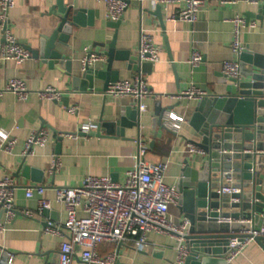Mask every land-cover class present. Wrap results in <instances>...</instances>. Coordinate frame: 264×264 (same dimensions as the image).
Returning a JSON list of instances; mask_svg holds the SVG:
<instances>
[{"label":"crops","instance_id":"crops-1","mask_svg":"<svg viewBox=\"0 0 264 264\" xmlns=\"http://www.w3.org/2000/svg\"><path fill=\"white\" fill-rule=\"evenodd\" d=\"M205 1L200 20L190 24L171 21L186 7L183 1L162 5L157 0H129V7L117 27L112 24L117 22L107 18L106 8L100 0L74 1L78 8L89 12L84 17L85 25L75 28L69 40V54L77 65L75 72L83 71L82 61L88 52L104 54L113 41L115 50L129 51L137 56L142 33L151 35L161 50L160 61L144 72L128 70L124 62L115 61L112 65V72L120 71L118 82L141 76L154 95L143 100L146 109L140 112L137 120L140 128L126 129L123 137L108 136L103 129L99 136L85 137L80 135L81 124L88 120L98 124L101 120L114 122L124 107L132 105L131 98L114 100L102 91L75 90L62 65L59 68L50 67L41 59L31 58L22 64L0 61V90L9 80L20 79L32 91L26 102H20L13 93H5L0 98V130L9 132L11 139L17 141L12 155L0 152V181L12 176L17 186L14 205L19 211L38 212L39 197L28 198V189L45 188V197L51 202V210L42 216L27 218L18 214L15 217L0 237V258L5 250L14 255L12 264H58L61 245L69 241L70 235L63 228L67 212L57 202L56 191L79 187L88 177H108L122 184L126 174L137 165L139 142L147 148V161L169 162L167 183L176 186L185 162L192 161L189 144L196 134L190 120L199 102L178 101L169 96L178 95L191 84L210 94H225L222 67L225 62L235 59L232 20L236 18L245 20L243 48L249 46L252 51L264 54V19L255 17L261 5L245 1L226 4L223 0ZM158 5L161 7V18L155 14ZM55 6L56 0H16L9 12L10 29L21 46L36 49L42 37H49L56 31L59 14L53 12ZM3 39L0 27V43ZM195 52L201 54L204 60L193 70L190 59ZM93 67L107 72L108 57L102 55ZM104 84L103 80H95V90H102ZM48 87L62 92V100L41 101L37 92ZM73 107L79 109L78 115L68 112ZM169 108L187 119L180 136L158 123L161 109ZM41 130L48 134L46 146L37 148L34 156L22 157L26 140ZM76 135L77 138L74 137ZM54 158L59 160L60 168L52 172ZM260 173L264 192V164ZM169 214L175 223L185 218L176 206L169 207ZM80 217L84 215L80 214ZM0 222H6V213L1 209ZM48 223L58 227L61 234H48ZM148 243L150 247L144 251L137 250L132 242H125L122 246L102 244L98 253L102 257L117 253L116 264H175V240L150 234ZM76 251L79 252V249L76 248ZM0 264L7 263L2 261ZM73 264H82L79 256L75 257ZM233 264H264V252L252 242Z\"/></svg>","mask_w":264,"mask_h":264},{"label":"built area","instance_id":"built-area-1","mask_svg":"<svg viewBox=\"0 0 264 264\" xmlns=\"http://www.w3.org/2000/svg\"><path fill=\"white\" fill-rule=\"evenodd\" d=\"M100 1L104 4L107 18L110 21H122L129 7V0ZM173 1H183L186 7L172 17L171 21L190 24H195L200 20L206 3L205 0H157L162 5ZM232 1H245L253 5L264 4V0H223L224 4ZM15 4L16 0H0V27L4 38L3 42L0 43V61L22 64L31 59V54L18 43L10 29L9 12ZM232 24L234 25L232 51L235 59L223 64L222 74L227 81L240 83L243 80L240 58L244 50L242 33L245 20L236 18L232 20ZM89 53L82 61L84 70L93 67L101 60V56L96 54L89 56ZM137 54L142 64H156L161 59L160 48L155 44L151 35L147 33L141 34ZM203 60V56L195 52L190 59L192 69L194 70L202 65ZM5 93H13L20 102H26L32 91L23 80L11 79L4 89L0 90V98ZM37 95L44 102H59L63 98V93L54 87L39 91ZM106 95L114 100L129 97L133 101H139L140 112H144L146 109L143 100L154 97L141 76H135L131 80H124L110 85ZM211 95L191 84L187 90L169 97L178 101L193 100L200 102ZM68 112L72 115H78L79 109L77 107L69 108ZM162 123L166 130L180 136L183 126L187 124V119L174 110H168L163 115ZM99 127L100 124L93 120L83 122L80 135L92 136L99 131ZM74 137L77 138V135ZM47 143V132L43 130L36 131L24 143L21 156L24 158L34 156L36 154L35 150L45 147ZM138 145L137 165L135 169L126 174L125 181L122 184L115 183L108 177H88L79 187L60 188L56 191L57 202L63 205L67 212V221L63 228L70 235L69 241L61 245L58 264H73L76 256H79L82 264H116L118 260L117 253L114 252L102 257L98 253L100 245H120L125 242H132L137 250L144 251L150 247L148 243L150 234L167 236L175 240L174 249L177 254L175 264H184L189 255L186 237L189 234L190 223L186 218L180 220L179 223H175L169 214V207H179L180 200V194L176 186L167 183L169 162L151 163L147 161L146 146L141 142ZM16 146L17 141L11 139L10 133L0 130V152L12 155ZM189 148L192 156L200 158L205 156L204 151L191 143ZM59 168L60 162L57 158H54L51 171L55 172ZM16 189L17 186L12 176H6L0 181V209L6 213V222H0V237L5 234L8 226L18 214L33 218L36 215L42 216L46 211L51 210V202L46 199V189L43 187L26 191L28 198H33L35 195L39 197L37 213L17 210L14 205ZM222 193L234 194L239 193V190L224 188ZM227 212L234 213L237 210H228ZM80 214L84 217H80ZM219 222L234 223L232 219H222ZM47 226L46 232L48 234L58 236L62 232L51 223H48ZM262 234H264V229L260 232V235ZM252 242H254L252 238L244 239L242 242H239L238 239L232 240L228 262L233 263ZM76 248L79 249V252L76 251ZM2 261L12 264L14 255L3 250L0 263Z\"/></svg>","mask_w":264,"mask_h":264},{"label":"water","instance_id":"water-1","mask_svg":"<svg viewBox=\"0 0 264 264\" xmlns=\"http://www.w3.org/2000/svg\"><path fill=\"white\" fill-rule=\"evenodd\" d=\"M74 1L56 0L53 12L59 14L57 29L51 36L42 37L38 48L24 46L31 58L41 59L50 67L62 65L75 90L104 94L120 79V71H111L115 61L124 62L128 70L137 72L152 66L151 63L142 64L138 55L129 51L115 50L113 41L104 54L89 53V56L108 57L107 72L94 67L75 72L77 65L69 54V40L75 28L85 25L84 17L89 12L78 8ZM155 14L161 18L160 5ZM255 17L264 19V5L259 6V14ZM112 24L117 27L121 22ZM240 67L243 80L237 83L224 79L225 94H212L200 101L190 120L196 134L190 143L204 151L205 156H193L192 161H186L176 181L179 209L190 223L186 237L189 255L184 264H233L228 262V256L230 242L234 239L242 242L252 238L264 252V234L260 235L264 229V192L260 178L264 164V54L246 46ZM95 80L105 82L102 90H95ZM139 107L140 102L133 101L121 110L114 122L101 120L96 135L99 136L103 129L108 136L123 137L126 129L140 128ZM168 110L173 108L161 109L160 125ZM224 188L237 189L239 193L224 194ZM228 210L237 212L229 213ZM222 219H232L234 223H220Z\"/></svg>","mask_w":264,"mask_h":264}]
</instances>
